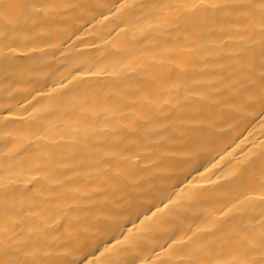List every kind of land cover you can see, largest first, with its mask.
I'll use <instances>...</instances> for the list:
<instances>
[{"label": "bare ground", "instance_id": "1", "mask_svg": "<svg viewBox=\"0 0 264 264\" xmlns=\"http://www.w3.org/2000/svg\"><path fill=\"white\" fill-rule=\"evenodd\" d=\"M0 264H264V0H0Z\"/></svg>", "mask_w": 264, "mask_h": 264}]
</instances>
